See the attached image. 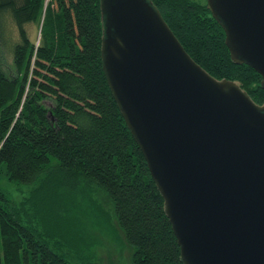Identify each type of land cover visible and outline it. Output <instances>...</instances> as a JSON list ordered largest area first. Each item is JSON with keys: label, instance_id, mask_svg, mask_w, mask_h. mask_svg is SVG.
Segmentation results:
<instances>
[{"label": "trees", "instance_id": "16d2710c", "mask_svg": "<svg viewBox=\"0 0 264 264\" xmlns=\"http://www.w3.org/2000/svg\"><path fill=\"white\" fill-rule=\"evenodd\" d=\"M151 1L196 63L263 102L260 74L230 59L206 0ZM4 11L18 39L0 68V178L30 186L18 200L0 187V264H89L98 232L116 240L114 226L131 264H182L102 69L99 0H0Z\"/></svg>", "mask_w": 264, "mask_h": 264}, {"label": "water", "instance_id": "95a60500", "mask_svg": "<svg viewBox=\"0 0 264 264\" xmlns=\"http://www.w3.org/2000/svg\"><path fill=\"white\" fill-rule=\"evenodd\" d=\"M102 69L182 264H264V100L196 63L151 0H99ZM264 89V0H206Z\"/></svg>", "mask_w": 264, "mask_h": 264}, {"label": "rangeland", "instance_id": "374dc122", "mask_svg": "<svg viewBox=\"0 0 264 264\" xmlns=\"http://www.w3.org/2000/svg\"><path fill=\"white\" fill-rule=\"evenodd\" d=\"M1 32L4 33V39L0 41V68L7 70L11 63V43L18 39L16 24L12 19L9 11H4L0 15ZM27 35L35 42L38 37V30L35 23H26ZM30 184L14 183L8 181L5 177L0 178V187L12 198L20 199L26 194ZM116 228V240L110 239L109 235L100 233L97 234V239L94 247V257L89 264H131L130 247L122 237V232Z\"/></svg>", "mask_w": 264, "mask_h": 264}]
</instances>
